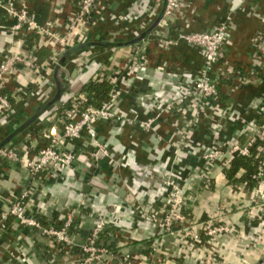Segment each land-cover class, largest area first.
Masks as SVG:
<instances>
[{
  "label": "crops",
  "instance_id": "1",
  "mask_svg": "<svg viewBox=\"0 0 264 264\" xmlns=\"http://www.w3.org/2000/svg\"><path fill=\"white\" fill-rule=\"evenodd\" d=\"M79 1L29 3L39 25L68 35L62 52L56 51V41L27 26L14 33L17 21L0 7V65L15 54L31 58L34 65L16 64L3 89L12 110L0 114V222L16 195L26 191V215L44 227L68 223L72 241L60 244L10 217L0 232V264H120L125 254L136 264H264V181L247 190L237 179H226L223 169L231 159H203L205 148L226 149L237 140L235 129L264 120L259 115L264 101V0H184L174 18L164 16L165 4L158 0H101L99 16L86 28H72ZM227 16L232 17L231 31L214 79L223 105L241 112L239 128L222 120L221 130L214 131L211 124L219 120L211 101L189 100L146 131L141 122L158 103L155 91L202 69L199 50L180 36L209 32ZM137 38L139 43H131ZM39 46L51 53L40 65L35 62ZM90 81L124 90L114 109L129 115L130 122L94 123L108 155L95 160L96 148L86 138L64 140V149L76 156L72 171L46 167L32 175L27 160L49 144L43 137L47 130L62 135L65 104L82 95ZM188 144L200 151L190 153ZM4 150L16 159L2 156ZM166 170L180 177L184 220L162 231L150 216L161 218L167 212L166 201L157 194ZM101 216L116 220L100 237L108 253L86 263L81 247ZM220 226L228 231L206 234ZM188 231L200 240L185 236Z\"/></svg>",
  "mask_w": 264,
  "mask_h": 264
},
{
  "label": "built area",
  "instance_id": "2",
  "mask_svg": "<svg viewBox=\"0 0 264 264\" xmlns=\"http://www.w3.org/2000/svg\"><path fill=\"white\" fill-rule=\"evenodd\" d=\"M31 0H8L5 4L4 0H0V7L4 8L7 16L14 18L17 23L12 28L15 33L24 26L29 30L49 37L52 41H56L55 49L57 52L65 50L69 44L68 35H59L53 32L48 26H41L30 15L29 3ZM101 0H80L78 3V11L72 20V28L74 25L82 24L86 28L93 16H99L101 10L99 2ZM165 4L164 16L174 18L178 16L185 6L184 0H158ZM232 17L227 18L220 23L215 29L209 32L201 33H183L180 38L189 46L199 50L203 60L202 69L197 75L185 74V80L179 84L167 83L161 89L155 91L156 100L158 103L154 109L151 106L149 109V117L146 121L141 122V126L146 131H151L157 121L168 113L175 112L187 104L189 100L202 103L203 100L211 101L215 117L219 121L211 124L214 131L221 130L223 127L221 121L228 120L234 126L238 127L241 120V112L234 106L223 105L221 100V92L218 83L214 79L216 66L222 62L225 57L224 48L228 41V36L231 31ZM264 35V28L260 32ZM171 42H167L169 44ZM16 64H22L25 67L33 68V63L30 59H26L21 55H11L6 61L0 65V114L5 115L12 110V104L7 95H2L1 91L7 81V76L11 73ZM142 72L145 68H139ZM142 75V74H141ZM261 80L258 78L257 82ZM111 85V84H110ZM112 86V85H111ZM124 90L120 88H112L108 99L98 107H81L86 101V95L83 93L75 97L71 103V108L65 112L64 125L62 135L60 136L56 130H47L44 138L49 142L48 145L39 149L36 156L27 160V166L32 175L36 176L46 167L57 169L60 173L72 171L73 163L76 156L69 151H66L63 146V141H75L81 138H86L87 141L95 146L96 150L92 153L95 160L100 158V155H108V150L97 140V134L94 130V123L101 120H114L120 124L130 122L129 115L122 111L114 109L115 105L123 96ZM151 108V109H150ZM259 115L264 118V101L259 108ZM236 142L229 144L226 149L222 148H205L203 159L209 163L223 162L226 159H233L237 156L251 157L258 160L254 178L257 180V185L264 181V120L257 124H250L243 129H235ZM192 154H197L200 148L188 144ZM1 155L6 158L16 159L15 155L8 151H1ZM23 163V160L19 161ZM165 182L157 191L158 197H163L167 204V212L163 217L158 214H152L151 220L163 231L171 228L176 222L184 220L182 208L185 204V196L180 186L178 175L166 170L164 173ZM16 200L10 210L4 214L0 222V232L6 229V221L13 217L20 224L51 236L56 242L65 245H71V237L68 233L69 224L66 223L62 228H56L54 225L44 227L40 222L26 215V202L28 192H22L16 195ZM116 220H109L105 216L98 218L91 237L87 243L82 245V251L87 255L86 263L95 259H99L102 255L108 253V250L100 245V237L105 230L112 226ZM226 226L217 228H209L206 234L210 237H215L219 234L227 232ZM187 237H191L196 242L200 240L199 234L187 232ZM120 264H136L131 254H125ZM150 264H166L159 260Z\"/></svg>",
  "mask_w": 264,
  "mask_h": 264
},
{
  "label": "trees",
  "instance_id": "3",
  "mask_svg": "<svg viewBox=\"0 0 264 264\" xmlns=\"http://www.w3.org/2000/svg\"><path fill=\"white\" fill-rule=\"evenodd\" d=\"M139 39H135L133 44L139 43ZM50 52L45 49L43 46H39L37 51L35 52V62L37 64H42V62L50 56ZM112 91V86L108 82H87L81 92L86 95V101L82 104L81 107L86 108L89 106L98 107L104 101L108 99L110 92ZM2 95L3 90L1 91ZM65 108L70 109L71 103L67 102L65 104ZM258 160L249 157L237 156L231 159L228 165L223 169L226 179L229 182L236 180L239 183H243L247 190H252L257 186V180L254 178L256 168H257ZM19 195V194H17Z\"/></svg>",
  "mask_w": 264,
  "mask_h": 264
}]
</instances>
